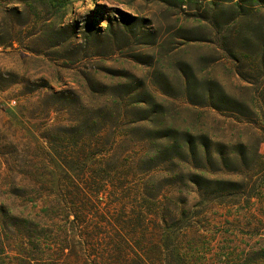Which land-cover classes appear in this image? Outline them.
Listing matches in <instances>:
<instances>
[{"label":"rangeland","instance_id":"1","mask_svg":"<svg viewBox=\"0 0 264 264\" xmlns=\"http://www.w3.org/2000/svg\"><path fill=\"white\" fill-rule=\"evenodd\" d=\"M80 180L95 248L143 208L182 264H264V0H0V216L56 232Z\"/></svg>","mask_w":264,"mask_h":264},{"label":"trees","instance_id":"2","mask_svg":"<svg viewBox=\"0 0 264 264\" xmlns=\"http://www.w3.org/2000/svg\"><path fill=\"white\" fill-rule=\"evenodd\" d=\"M76 186L78 196L63 204L67 225L56 232L35 219L11 216L7 209L1 210L0 264H83L85 261L86 264H182L179 249L175 245L168 247V237L164 235L167 232L162 229L163 218L159 215L151 218L143 208L139 214L131 215L119 216L118 211L106 217V213H101L100 225L111 224L115 231L100 239L99 249L95 248L92 240L97 242L96 234L101 231L99 227L92 229L88 223L91 212L84 198L90 186L87 181ZM74 228L77 231L70 234ZM149 229L159 233V238L147 245L142 238ZM85 253L88 260L84 259ZM191 261L189 258L185 264H193Z\"/></svg>","mask_w":264,"mask_h":264}]
</instances>
